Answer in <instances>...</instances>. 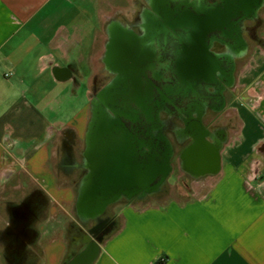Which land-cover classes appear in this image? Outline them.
<instances>
[{"label": "crops", "instance_id": "crops-1", "mask_svg": "<svg viewBox=\"0 0 264 264\" xmlns=\"http://www.w3.org/2000/svg\"><path fill=\"white\" fill-rule=\"evenodd\" d=\"M138 1L0 0V264L12 263L2 251L18 240L35 247L32 264H71L78 184L61 138L83 136L111 24L131 21ZM241 84L245 96L229 103L238 126L225 130L207 189L182 202L122 203L89 264H264V47Z\"/></svg>", "mask_w": 264, "mask_h": 264}, {"label": "flooded vegetation", "instance_id": "flooded-vegetation-1", "mask_svg": "<svg viewBox=\"0 0 264 264\" xmlns=\"http://www.w3.org/2000/svg\"><path fill=\"white\" fill-rule=\"evenodd\" d=\"M111 28L101 65L89 87L86 130L81 138L72 131L61 138L67 171L78 174L76 184L85 174L79 165L85 162L87 133L96 114L91 103L97 100L109 105L112 101L115 110L127 109L126 116L116 115L101 103L106 114L123 120L131 139L146 151L152 139L149 129L157 119L162 122L173 148L169 177L176 168L183 182L185 177H207L206 170L194 167L191 161L192 148L197 156L204 147L196 143L203 133L199 122L214 145L223 140L230 126H238L230 117L229 103L234 96H245L242 74L254 52L264 47V0H139L131 21L111 24ZM148 153L140 159H147ZM165 185L132 201H145L162 192ZM123 200L128 199L118 202ZM116 203L109 206L104 218L71 227L67 256L71 264L81 263L112 233L118 220L110 211ZM77 241L86 243L85 252L72 251ZM12 243L3 249L4 259L32 264L35 247H22V240Z\"/></svg>", "mask_w": 264, "mask_h": 264}, {"label": "water", "instance_id": "water-1", "mask_svg": "<svg viewBox=\"0 0 264 264\" xmlns=\"http://www.w3.org/2000/svg\"><path fill=\"white\" fill-rule=\"evenodd\" d=\"M101 103L97 100L91 103L96 114L87 133L85 162L79 165L85 169V174L78 183L76 211L84 223L98 220L110 205L124 197L128 200L137 195L139 199L146 198L164 186L173 171L172 144L159 119L148 131L152 139L149 141L150 150L146 151L142 144L131 139V133L123 120L118 116L106 114ZM110 103L112 105L106 102L102 104L116 115H127V109L115 110L113 102ZM98 111L101 113L97 114ZM199 127L203 133L196 143L204 146V150H200L196 156L197 151L192 148L191 161L193 165L205 169L204 173L216 174L220 169L221 150L225 139L214 145L209 141L210 135L201 122ZM146 152H149L147 159H140V155ZM140 192L142 193L139 194ZM92 259L93 253L79 264H89Z\"/></svg>", "mask_w": 264, "mask_h": 264}, {"label": "rangeland", "instance_id": "rangeland-1", "mask_svg": "<svg viewBox=\"0 0 264 264\" xmlns=\"http://www.w3.org/2000/svg\"><path fill=\"white\" fill-rule=\"evenodd\" d=\"M121 16H124L125 13L124 11H122L120 13ZM103 43V39L99 40V46L101 47V44ZM95 66L100 67L101 63L99 61H96ZM87 74L89 75V71L87 70ZM90 86H91V82H90ZM81 94H82V102L85 101L86 97H87V93H85V87L81 90ZM73 111L77 108V104H74L73 107ZM230 109V108H229ZM74 179L78 178V174L74 175L73 177ZM199 181V180H198ZM197 180L191 179V178H187L185 177V182H183L182 180V173L181 171H179V169L176 168V170L173 172V174L168 178L165 187L163 188V191L160 192L159 194L150 196V198H148L147 200H133L132 202L138 203V204H142V205H148V204H154V203H164V202H168L170 200H178V201H186L189 200L195 196H197L198 194L202 193L203 191H205L208 187V182H209V178L208 176L205 178H202L200 180V182H198ZM126 202L125 200L120 201L118 203H116L114 206H112L110 213L114 214L115 216H117L118 210L121 206L122 203ZM109 208V207H108ZM73 212V216H76V219L78 220V222L81 225H86V223L90 222H82L80 220V218L77 215V211L76 208H73L72 210ZM108 212V210H107ZM107 212L100 217L104 218L107 215ZM98 219V220H99ZM0 256H1V249H0ZM3 257H0V261Z\"/></svg>", "mask_w": 264, "mask_h": 264}]
</instances>
